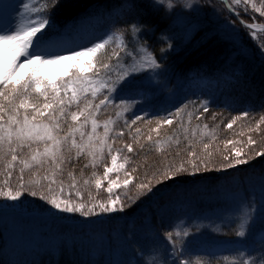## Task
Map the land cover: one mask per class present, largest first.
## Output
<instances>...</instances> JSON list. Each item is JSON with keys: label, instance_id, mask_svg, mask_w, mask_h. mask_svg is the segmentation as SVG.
Segmentation results:
<instances>
[{"label": "snow or ice", "instance_id": "1", "mask_svg": "<svg viewBox=\"0 0 264 264\" xmlns=\"http://www.w3.org/2000/svg\"><path fill=\"white\" fill-rule=\"evenodd\" d=\"M159 2L164 3V0ZM223 2L237 18L241 8L247 12L249 5L252 11L264 16V0H260V6L255 0ZM187 6L191 7V4ZM66 7V0H26L23 4L25 11L17 21L8 24L0 21V198L19 201L27 193L58 213H78L85 218L122 213L142 196H155L161 191V186L168 187L169 182H177L180 177L195 176L201 170L235 169L255 158L252 155L244 158L246 153L243 149L234 148L231 158L223 155L226 163L213 168L210 167V144L203 145L206 156L197 155L189 144V158L182 159L179 164H167L150 172L145 170L142 178L138 167L127 168L134 162V145L144 149L140 143V128L136 127L133 134L130 131L132 126L138 121L153 123L151 119H145L146 111L124 117V113L131 111L144 96L140 91L143 85L135 79V74L156 73L161 64L146 46L130 48L125 31L108 32L99 39L89 40L87 26L96 17L97 7L77 16L75 26H70V36L69 29L62 31L55 24L56 17ZM173 7L172 0H168L167 8L171 10ZM122 11V8H117L109 15H120ZM240 22L249 29V35L257 42L264 57V37L261 36L264 25L247 23L243 19ZM130 32L135 37L141 32V26L132 24ZM109 46L110 52L107 51ZM168 47L171 48V44ZM109 108L115 111V119L98 120V114ZM187 108L188 104H185L175 112L159 117L150 131L159 135L160 128L171 126ZM200 108L203 113L209 111L206 101ZM193 115L192 112L187 113L189 122ZM201 115H195V119H201ZM242 115L247 117L249 113ZM240 118L234 117L226 128H232ZM120 120L123 121L122 126H118ZM260 123H264V115L260 117L257 129ZM88 125L90 131H85ZM101 127L103 132L98 133L97 129ZM203 128L204 134L208 135V125L204 124ZM126 130H129L130 143L123 140ZM184 131L187 132V128ZM152 139L151 135L147 137L148 141ZM117 143L122 147H114ZM232 143L228 141L225 148ZM254 143L249 137L248 144ZM156 145L158 149L163 147L160 141ZM105 154L110 157V166L105 162ZM255 156L264 157V150L257 151ZM81 157L89 158L80 169L81 175L85 168L93 169L91 177L84 179L83 184L94 183L98 192L103 188L108 193L106 199H96L89 193L87 201L84 200L73 174L74 161ZM97 166L103 167L102 175L95 171ZM66 167L71 168L67 173L70 184L58 179L63 177ZM14 171L18 174L13 186ZM25 172H30L27 181ZM121 188L123 192L114 194V190ZM250 220L251 213H246L237 236H245ZM165 235L172 245L174 264H191L184 257L185 249L182 247V238L189 232L169 231ZM224 261L237 264L236 260L229 261L228 257H224ZM238 264H264V254L258 260L241 255Z\"/></svg>", "mask_w": 264, "mask_h": 264}, {"label": "rangeland", "instance_id": "2", "mask_svg": "<svg viewBox=\"0 0 264 264\" xmlns=\"http://www.w3.org/2000/svg\"><path fill=\"white\" fill-rule=\"evenodd\" d=\"M136 1L170 15L168 29L156 37V40L167 44L166 50L174 51L178 43L185 42L196 29L208 26L216 18L220 21L219 32L230 38L237 35L238 29L234 23L224 21L220 17V6L209 0H172L174 7L171 10L167 8L168 0H164V3L159 0ZM24 2L26 0H0V21L5 24L17 21L25 11ZM255 2L260 6V1ZM124 6L118 7L123 9L120 15H109L115 9L97 11L96 17L87 26L89 40L99 39L108 32L120 31L121 27L117 28L115 24L130 9ZM248 9L252 11L250 5ZM249 12L241 8L240 15H247L251 23L264 25V16L259 22ZM75 23L69 22L63 29H69L70 36V26L74 27ZM152 36L151 30L141 28L135 37L130 32L126 39L130 48L138 49L144 45L152 53ZM110 50L111 46L107 51ZM167 73L160 68L156 73L149 71L135 74V79L143 85L140 91L144 96L131 111L124 113V117H131L134 113L144 114L145 111L147 116L166 115L184 101L201 95H207L214 101L216 92L226 89L232 79L229 75L218 78L192 75L171 84L169 78L172 77ZM116 102H120L119 98ZM109 110H102L100 114ZM263 124H259V127H263ZM85 131H90V125ZM263 137L264 133L260 138ZM242 140L246 143V139ZM222 143L212 152L217 154H212L210 167L214 168L216 159L222 158L221 152L227 142ZM202 152L200 156L207 155L205 151ZM255 153L249 152L245 157L252 155L254 159L262 158L255 156ZM108 164L110 166V160ZM17 174L14 171L13 177ZM104 186H107L106 181ZM177 186L161 197L152 198L146 207L131 217L123 215L127 214L126 209L122 213L104 214L99 216L101 218L88 220H83L85 217L78 213H58L27 193L19 201L0 198V264H38L42 259H49L54 264L65 249L70 252L69 257L80 261V264H174L172 245L165 234L169 231L183 233L185 230L189 235L182 238V247L185 249L183 255L191 264H226L224 257H228L229 261L236 260L238 264L241 255L258 260L264 254V165L235 168L230 172H221L218 176L204 177ZM100 190L105 193L106 199L108 193L103 188ZM123 191L122 188L116 189L114 194ZM246 213H251V220L245 236L240 237L236 232L240 230ZM98 219L105 222L97 223Z\"/></svg>", "mask_w": 264, "mask_h": 264}, {"label": "trees", "instance_id": "3", "mask_svg": "<svg viewBox=\"0 0 264 264\" xmlns=\"http://www.w3.org/2000/svg\"><path fill=\"white\" fill-rule=\"evenodd\" d=\"M212 4L219 5L221 8L220 17L224 21L229 20L237 27V35L235 38L229 37L225 33L219 32L218 25L220 21L213 19L203 28L199 27L194 31L191 37L185 42L178 43L174 51L166 49L167 44L161 40H156L157 36H160L166 32L170 25L171 17L165 14L161 9L152 8L149 5L142 4L141 1L136 0H66L68 7L61 11L56 17L55 24L57 28L63 29L69 22L76 21L78 15L87 12L90 8L97 7L99 12H109L118 7H123L126 4H130L129 12L126 13L124 18L117 21L115 26L121 27L120 31H125V37L129 36V27L131 24H139L143 30H151L153 32V38L150 42L152 54L157 58V61L161 64V68L166 70L171 84L177 80H186L192 75L205 76L210 78H218L222 75H229L232 77L229 85L226 89H221L216 92V99L210 100L207 95H201L196 98L189 99L179 104L170 112H175L178 108H182L185 104H188V108L185 112L181 113L180 119H174L171 126L165 125L160 128V133L157 135L150 130L156 126V120L159 117H165L166 115H153L146 116L145 119H151L152 124L144 122H137V125H133L132 131L135 134V128L139 127L140 143L144 145V149H140L138 145H134L136 148V155L133 157V164L127 165V168L136 166L139 168L141 178L143 172L153 171L156 168L163 167L164 165L176 163L179 164L182 159H188L186 154L189 150V144L191 148L195 150L197 155L200 152L205 151L203 145L209 143L210 147L208 151L214 152L221 146L222 141H233L231 146H228L222 150L221 154L229 155L231 158V152L234 148H241L246 154L249 152L254 153L264 148V137L260 136L264 133L263 127L257 129V123L260 121V117L264 115V57L260 52L257 42L251 39L249 35V29L245 28L240 22H238L228 12L224 3L221 0H209ZM260 0H257V2ZM253 13L259 22L262 21V16ZM241 19L247 23H251L247 15L241 14ZM219 17V18H220ZM250 17V16H249ZM213 24V25H212ZM212 26V27H211ZM217 28H216V27ZM211 27V29H210ZM264 37V33H261ZM206 101L209 111L203 113L200 105ZM199 109V112L197 111ZM109 110V109H108ZM192 112L193 118L189 122L187 113ZM248 112L249 115L244 117L242 114ZM104 113V112H102ZM201 119H195V115L201 114ZM215 115V119L213 116ZM240 116L241 118L236 120L232 128H226V124L232 121L234 117ZM109 117L115 119V111L109 110L104 114H99L97 119L100 121L106 120ZM129 116H125L128 118ZM181 120L183 126H181ZM204 124L208 125L206 130L209 134H204ZM261 124V123H260ZM123 121H118V126H122ZM199 126V127H197ZM88 128V126H87ZM187 128V132L184 129ZM98 133L103 132V128L97 129ZM128 131L123 137L125 142H131L128 137ZM250 132V133H249ZM194 133V134H193ZM249 133V134H248ZM151 135L152 141H148L147 137ZM246 135V137H244ZM185 136L188 138L185 139ZM239 137V138H238ZM251 137L254 144H248V139ZM246 139V143L242 142V139ZM160 141L163 147L158 149L156 142ZM177 141H179L177 143ZM238 142V143H237ZM236 143L238 145H236ZM250 145V147H249ZM114 147H122V144L117 143ZM201 149V151H200ZM126 151V150H125ZM179 152V155H177ZM203 153V152H202ZM217 154V153H212ZM127 155L133 156L128 153ZM218 155H220L218 153ZM105 162H109L110 157L105 154ZM155 158H159L156 160ZM246 158V157H244ZM252 159L247 165L238 166L239 169H247L249 166L264 165L263 159ZM89 158L81 157L75 163L74 176L76 177L78 184L77 187L83 193V198L87 201L89 193L96 199H104L105 193L101 190L99 192L95 188L94 183L84 185L83 180L91 177L93 169L91 167L85 168L83 175L80 173V169L84 164L88 162ZM215 166L226 163L222 158L216 159ZM212 166V165H211ZM71 170L70 167H66L62 178L66 184H70L71 180L67 173ZM229 169L227 171H230ZM98 175L103 173V167L97 166L95 169ZM221 172L225 171H200L195 176H183L178 179L177 182H169L168 187L161 186V191L155 196H142L136 204L132 205L128 209L127 214H123L125 217H131L143 208L152 200V198L164 194L166 191L178 187L177 185L188 184L193 181H197L204 177L218 176ZM42 174V173H41ZM30 178V172L24 174V179L27 181ZM11 183L13 186L16 183V176L13 177ZM155 191V189H154ZM104 214L100 215L103 216ZM95 217L82 218L83 220L93 219ZM104 223L102 219L97 220ZM62 223V222H61ZM65 225H68L64 223ZM70 252L64 250L63 254L57 259L54 264H80L73 257H69ZM35 264V263H32ZM38 264H53L52 262L42 259Z\"/></svg>", "mask_w": 264, "mask_h": 264}, {"label": "water", "instance_id": "4", "mask_svg": "<svg viewBox=\"0 0 264 264\" xmlns=\"http://www.w3.org/2000/svg\"><path fill=\"white\" fill-rule=\"evenodd\" d=\"M223 2V0H221ZM224 3V2H223ZM225 5V3H224ZM225 7L227 8L228 12L231 14L232 17H234L238 22H240V18H237V16L233 13V12H230L228 7L225 5ZM241 23V22H240ZM243 25V24H242ZM244 26V25H243ZM245 27V26H244ZM230 172V171H229Z\"/></svg>", "mask_w": 264, "mask_h": 264}, {"label": "bare ground", "instance_id": "5", "mask_svg": "<svg viewBox=\"0 0 264 264\" xmlns=\"http://www.w3.org/2000/svg\"><path fill=\"white\" fill-rule=\"evenodd\" d=\"M239 138V137H238Z\"/></svg>", "mask_w": 264, "mask_h": 264}]
</instances>
